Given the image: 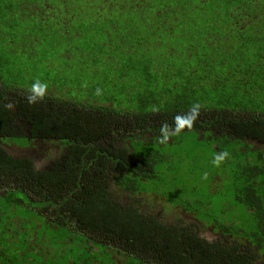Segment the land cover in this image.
<instances>
[{"label": "trees", "instance_id": "obj_1", "mask_svg": "<svg viewBox=\"0 0 264 264\" xmlns=\"http://www.w3.org/2000/svg\"><path fill=\"white\" fill-rule=\"evenodd\" d=\"M262 4L254 0H0V43L8 49L0 50V140L26 150L41 141V151L51 162L35 171L29 156L16 165L7 154L9 149L0 146V174L7 185L10 189L28 187L35 192L34 200L38 194L36 219L49 225L44 227L55 235L79 221L75 215L93 217V208L110 200L106 187L113 177L117 187H125L123 198L129 197L133 257L140 254L139 244L152 239L161 226L144 218V213L159 200L162 189L169 206L182 205L191 217L218 218L226 211L245 217V235L260 240L264 251V190L257 183H264V178L251 177L255 151L241 153L237 145L228 144V136L215 139L216 147L200 138L199 132L206 123L224 120L234 126L246 121L242 115L247 109L250 113L264 104V39L249 44L236 36L243 33L241 16L247 7L257 9ZM222 43L232 44L231 52L237 46L235 53L255 50L260 54L255 86L259 99L251 91L248 107L240 105L233 94L219 92L227 61L226 51L216 52ZM188 58L194 63H187ZM83 69L90 71L67 79L73 70ZM42 70L43 77L38 75ZM37 80L48 84L47 95L29 104L28 89ZM214 80L210 89L215 100L202 94L204 86ZM97 88L102 95H95ZM196 103L201 108L193 129H185L166 144L158 143L161 125H173L175 116L188 113ZM152 106L159 107V113L154 114ZM18 121L29 126L28 133L17 130ZM256 130L253 124L234 132L257 136ZM191 143L193 148H185ZM177 144L191 157L194 152L207 156L203 174L207 172L213 182H206L203 200L195 198L199 185L172 163L177 154L162 150ZM224 150L231 157L214 168V154ZM225 172L241 182L232 184L230 200L217 201L215 193L220 191L221 180L227 179ZM168 232L174 238L173 231H167V241ZM187 235L180 238V256L176 250L165 264H264L257 263L256 254L249 250L244 256L237 251L238 257L230 256L228 261L222 246L211 254L199 249V243L194 248L195 243L186 242ZM133 257L129 256V264H135Z\"/></svg>", "mask_w": 264, "mask_h": 264}, {"label": "flooded vegetation", "instance_id": "obj_2", "mask_svg": "<svg viewBox=\"0 0 264 264\" xmlns=\"http://www.w3.org/2000/svg\"><path fill=\"white\" fill-rule=\"evenodd\" d=\"M254 1H262L263 4L257 9L247 7L241 16L240 30L244 32L247 27H252L251 29L264 39V0ZM246 112L247 114L242 115L246 121L236 122V127L228 125L224 120L206 123V126L199 130L200 138H207L217 147L215 139L225 140V136H228V144L237 145L241 153L244 150L255 151L256 167L251 177L264 178V104L261 108L251 110L250 113L248 109ZM18 124L17 130L23 129L28 133L27 124L22 121H18ZM253 124L257 125V130L254 131L257 136L242 137L234 132L235 129L243 132L244 128ZM145 134L147 137L151 136L150 132ZM0 146L5 150L9 149L7 154L12 156L16 165L28 156L35 171L45 169L51 164L45 151L34 150L35 145H33L34 149H28V151L21 146H8L0 140ZM51 148H53L52 145L49 150ZM39 154L46 158V162L42 165L39 164ZM4 163L5 161H2L1 165ZM114 181L115 179L111 177V183L106 187L110 200L102 204L98 203L93 208V217H90V214L83 218L75 215L74 217L79 221L66 225L64 234L57 231L53 235L48 231L49 229L44 227L49 225L40 223L36 219L35 211L40 204L38 194L34 200L35 192L28 187L22 188L19 185L21 188L10 189V185H7L3 175L0 174V198L10 199L0 203V264H129V256L133 257L129 252L130 202L128 196L123 198L121 194L125 187H117ZM257 183L259 190H264L263 181H257ZM167 202L156 201L146 209L144 218L158 221L161 226L152 239L139 244L141 251L139 256L133 257L135 264H165L166 257L171 259L168 256L174 255L176 250L180 256L179 251L182 247L180 238L185 234H188L186 242L195 243L194 248L199 243V249L208 250L211 254H217L222 246L224 256L228 261L230 256L238 257L237 251H241L244 256L245 251L249 250L256 254L257 263L264 262V251L261 250L260 240L245 235L247 224L245 217H239L233 222H225L220 217L209 215L208 219L204 220L198 216L191 217L192 213L185 210L182 205L169 206ZM165 204L171 209H166ZM166 212L171 215L165 216ZM224 214L229 215V211ZM101 223L106 226H101ZM171 230L174 238L171 239V232H168L170 239L167 241L165 234ZM154 255L158 259L153 258ZM179 261L183 262L181 258ZM239 264H242L241 261Z\"/></svg>", "mask_w": 264, "mask_h": 264}, {"label": "rangeland", "instance_id": "obj_3", "mask_svg": "<svg viewBox=\"0 0 264 264\" xmlns=\"http://www.w3.org/2000/svg\"><path fill=\"white\" fill-rule=\"evenodd\" d=\"M228 5V4H226ZM209 12H210V8H209ZM225 22L228 21V18L225 17L224 19ZM255 23V22H254ZM252 27H247L245 29V31L243 33H239L236 36H241V43H249V44H255L256 40L258 38H260L259 34L256 33V31H254L253 29H251ZM227 39L230 42V36L227 35L226 36ZM232 44L226 45L225 43H222L220 45V49L219 51L216 50V52L218 54H223L226 51V57H227V61H226V66L224 64V80L225 82H221V84H219V92L220 94H224V92H229L234 95L233 97H236L237 100H239L240 105H242L243 107H248V103H249V99H250V92H253V96L255 99H259V93L256 92L255 86H256V81L258 80L259 77V63L261 61L260 58V54H257L255 52V50H248V52H246L244 55L240 54V53H235V50L239 49L237 46L233 47L232 50L234 52H231L228 50V48H231ZM0 50H4V51H8V49L6 47H4V45L2 43H0ZM11 59H13V57H11ZM187 63L189 64H193L194 63V59L193 58H188L186 60ZM190 66V65H189ZM222 67V68H223ZM36 69L39 70L40 65H36L35 67ZM221 68V69H222ZM205 68L201 69V71H203ZM184 70L187 71V68L184 67ZM90 70L89 69H83V70H73V72L69 75L66 76L67 79H75L77 77H81L84 76L85 74H87ZM60 72V71H59ZM61 73V72H60ZM99 74H106L105 72L98 70ZM40 76H45L44 71H39ZM61 75H64L63 73H61ZM206 82V80H201ZM216 80L209 82L208 84H206L204 86V89L202 91V94L204 97L209 96L211 99H214L211 96V89L210 86L211 84L215 83ZM245 86H247V92H245L244 88ZM241 92V94H240ZM238 94V96H237ZM213 95V94H212ZM230 96V97H231ZM215 100V99H214ZM206 104L209 102L208 98L205 99ZM263 106V105H262ZM33 142V144L37 143ZM41 142H38V145H35V149L32 147L30 149H34L37 151L42 150L41 148H43V146L41 147ZM195 146L194 143H191L187 146H185V148L190 149L193 148ZM48 147V145H47ZM167 150L169 149V151H171L172 153L177 154L176 158L174 161L172 159V163L177 165L180 168V171L183 175L189 177L191 180H189L190 182L199 185V193L195 196V198L199 199V200H203L204 199V195H205V188L206 187V182L207 181H211L212 184V178H208L207 180H203L201 177L203 175V171L205 169V167L208 165L206 163L207 161V156L199 154L197 152H194V157H191L189 154L186 153L184 147L182 144H177V145H173V146H163L162 150ZM203 150V148H201ZM204 151V150H203ZM167 153V152H166ZM40 155V161L39 164L42 165L44 164L46 161V158L44 156ZM169 163L164 164L163 167H167ZM159 165H162L161 163H159ZM216 168V167H214ZM164 170V169H162ZM227 179L221 180L220 182V191L215 193V197L216 200H230V188L232 186V184L234 183H239L241 182L240 180H233L232 179V175L229 172H225ZM190 185V183H188V186ZM154 197H156L154 195ZM135 198V196L133 197ZM6 200L5 198H0V203L1 201ZM168 200V195L166 190L162 189V196L160 195V198L158 201H167ZM183 200H185V197L183 198ZM166 209L168 207L167 204H165ZM171 209V208H168ZM171 214L169 212L165 213V216H170ZM220 218L225 221V222H233L234 220H236L237 218H239L237 213L231 212V214L226 215V216H220ZM104 258V257H103Z\"/></svg>", "mask_w": 264, "mask_h": 264}, {"label": "clouds", "instance_id": "obj_4", "mask_svg": "<svg viewBox=\"0 0 264 264\" xmlns=\"http://www.w3.org/2000/svg\"><path fill=\"white\" fill-rule=\"evenodd\" d=\"M48 84L42 83L41 81H35L28 89V95L26 96V100L29 104H34L39 101H42L47 95ZM95 95H102V89L97 88L95 91ZM201 105L196 103L193 104L190 108L189 112L183 115H177L174 117L173 125L167 124L165 122L161 125L160 134L157 138L158 143L166 144L173 137L178 136L185 129L192 130L195 124V121L199 117ZM154 114L159 113L160 109L157 106H152L150 109ZM231 157V153L227 150L218 152L214 154L213 165L215 167H220V165L226 162L227 159ZM203 180L208 179V173L205 172L202 177Z\"/></svg>", "mask_w": 264, "mask_h": 264}]
</instances>
